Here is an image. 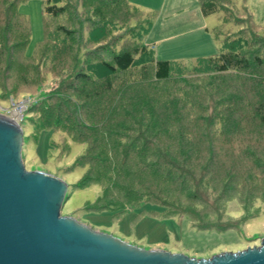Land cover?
Returning <instances> with one entry per match:
<instances>
[{
    "label": "trees",
    "instance_id": "16d2710c",
    "mask_svg": "<svg viewBox=\"0 0 264 264\" xmlns=\"http://www.w3.org/2000/svg\"><path fill=\"white\" fill-rule=\"evenodd\" d=\"M10 1L0 0L4 80L9 65L18 76L34 75L40 60L32 59L38 54L48 51L50 63L61 61L55 57L57 39L68 42L72 62L81 57L92 66L82 65L66 89L55 126H48L85 145L75 165L87 168L83 183L102 188L101 207L116 217L147 203L202 223L228 214L233 201L246 214L257 202L264 204V30L250 24L227 35L219 54L189 65L156 60L153 49L140 44L152 21L142 20L129 0H44L45 40L27 65L22 54L15 65L7 49L18 35L10 26L15 16L7 12ZM199 6L205 17L221 9L218 0H199ZM77 16L83 18L80 24ZM51 19L60 24L49 26ZM120 27L136 33L113 34ZM0 92L12 96L1 81Z\"/></svg>",
    "mask_w": 264,
    "mask_h": 264
},
{
    "label": "rangeland",
    "instance_id": "374dc122",
    "mask_svg": "<svg viewBox=\"0 0 264 264\" xmlns=\"http://www.w3.org/2000/svg\"><path fill=\"white\" fill-rule=\"evenodd\" d=\"M218 1L220 11L204 17L200 12L199 0H129L133 7L142 12V20L148 18L155 22L151 33L145 35L141 43L132 41L136 45L154 42L159 45L158 51H154L156 60L182 61L192 65L197 58L219 54L227 35L240 33L253 23L259 32L264 30V0ZM10 2L7 12L15 13L10 26L18 31V35H12L16 40L13 39L12 45L10 41L7 49L15 65L18 62L17 54L28 58L24 63L27 65L36 48L39 49L45 40L44 0ZM172 2L177 3L175 9L180 8L175 13H170L175 10L170 5ZM177 12H180V16ZM76 19L79 24L83 20L79 16ZM59 21L51 19L49 26L55 28ZM182 27L186 29L180 30ZM118 30H113V34L125 33L127 38L136 33V30L129 33L122 28ZM76 35L75 41L83 44L78 36L80 34L76 32ZM57 40L60 43L56 42L55 57L61 61L56 58L55 62L50 63L48 60L53 56L47 51L43 57L38 54L32 59L40 60L39 68H33L34 75L24 73L18 76L15 74L16 66L9 65L8 78L4 80L0 76L1 83L12 91V96L7 94L5 97L0 92V115L10 120L16 118L25 132L22 156L26 169L55 175L69 185L61 214L141 248L182 253L197 259L260 247L264 239L262 202H257L254 210L246 214L233 201L228 205V214L218 220H205L202 223L184 215H168L164 208L147 203L129 207L116 217L112 210L101 207L98 198L102 188L94 183H83L81 180L87 168L75 165L85 145L75 142L64 130L48 126H55L57 110L68 99L66 89L73 85L71 80L82 71V65L92 67L89 60L81 57L72 62L71 56H68L70 52L65 48L68 42ZM86 43L89 49L93 48L90 40ZM170 46L174 50L167 48ZM107 47L108 44L102 48ZM98 50H92V54L95 55ZM101 56H107L106 52ZM23 71H27V68ZM23 101L26 102L22 107Z\"/></svg>",
    "mask_w": 264,
    "mask_h": 264
},
{
    "label": "water",
    "instance_id": "95a60500",
    "mask_svg": "<svg viewBox=\"0 0 264 264\" xmlns=\"http://www.w3.org/2000/svg\"><path fill=\"white\" fill-rule=\"evenodd\" d=\"M21 124L0 115V264H264L260 247L197 259L132 245L61 214L69 185L23 161Z\"/></svg>",
    "mask_w": 264,
    "mask_h": 264
},
{
    "label": "crops",
    "instance_id": "0c3cea01",
    "mask_svg": "<svg viewBox=\"0 0 264 264\" xmlns=\"http://www.w3.org/2000/svg\"><path fill=\"white\" fill-rule=\"evenodd\" d=\"M174 9L176 8V6H177V3H171L170 4ZM199 8H200V6H199ZM177 9H180V8H177ZM177 9H175V10H171V12L170 13H175L176 11H178ZM200 12H201V10H200ZM177 14H179L178 16H180V12H177ZM202 14V13H201ZM169 16H171V15H169ZM184 16H187V15H184ZM203 16V15H202ZM175 17H177V16H175ZM205 17V16H204ZM177 18H181V17H177ZM155 23V22H154ZM154 23H152V26H151V28H150V30H149V32H148V34L149 33H151L150 31H151V29H153V27H154ZM184 27V26H183ZM181 28L180 30H185L186 28ZM190 29V28H189ZM187 31V30H186ZM147 34V35H148ZM146 45H149V47H151L152 49H153V51H158V47H160L159 45H157L155 42L153 43V44H150V43H146ZM167 48H169V49H172V50H174V47L173 46H170V47H167Z\"/></svg>",
    "mask_w": 264,
    "mask_h": 264
},
{
    "label": "built area",
    "instance_id": "2783aa9c",
    "mask_svg": "<svg viewBox=\"0 0 264 264\" xmlns=\"http://www.w3.org/2000/svg\"><path fill=\"white\" fill-rule=\"evenodd\" d=\"M25 102L26 101H23V102H21L22 103V107L24 106V104H25ZM12 121H14V122H16V123H19L20 124V122L16 119V118H13V120Z\"/></svg>",
    "mask_w": 264,
    "mask_h": 264
}]
</instances>
